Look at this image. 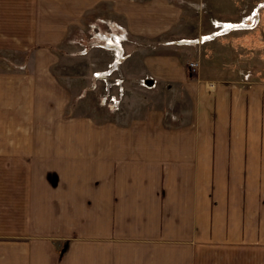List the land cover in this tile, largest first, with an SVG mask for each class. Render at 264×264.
<instances>
[{
  "label": "crops",
  "instance_id": "0c3cea01",
  "mask_svg": "<svg viewBox=\"0 0 264 264\" xmlns=\"http://www.w3.org/2000/svg\"><path fill=\"white\" fill-rule=\"evenodd\" d=\"M206 1L0 0V264H264V74L201 62Z\"/></svg>",
  "mask_w": 264,
  "mask_h": 264
},
{
  "label": "rangeland",
  "instance_id": "374dc122",
  "mask_svg": "<svg viewBox=\"0 0 264 264\" xmlns=\"http://www.w3.org/2000/svg\"><path fill=\"white\" fill-rule=\"evenodd\" d=\"M261 4L263 7L257 10V15L255 13L256 16L254 15L253 19L245 22L246 27L235 28L217 22L211 24L209 35L205 39H213V42L201 49L202 57L211 59V61H201L207 68H224L226 71L224 78L226 79H235L238 76H244V79H258L260 75L264 74V0H207L202 9H204L203 14H206L203 16L214 17L219 20L230 19L241 10L240 23L244 16V18H247L254 14V10ZM214 25H221L222 28L218 31L217 28H214ZM102 37L103 35L99 38L102 39ZM205 39H201L199 42ZM94 44H96L95 41ZM10 55L12 54L0 52V70H4L2 68L4 58ZM194 64L196 65V63ZM113 69L115 68H111L110 71ZM55 71L58 72V69L55 68ZM106 71L107 69L102 74L100 73V80L93 90H96L103 105L113 110L114 108L108 102V97H114L118 103L114 112L123 111L122 116L124 119L138 117L149 104L162 105L167 103L168 92L160 95L152 91L155 88L145 90L142 87L139 88L137 83L139 90L133 89L134 94H131L130 91L124 89L122 81L117 76L116 78L120 82L118 80L116 82L117 87H114V79L111 78L113 72H111V75L106 76ZM70 85L74 88V82ZM80 108L84 107L81 105ZM81 112L85 113L82 109ZM74 113L79 114V111Z\"/></svg>",
  "mask_w": 264,
  "mask_h": 264
},
{
  "label": "built area",
  "instance_id": "2783aa9c",
  "mask_svg": "<svg viewBox=\"0 0 264 264\" xmlns=\"http://www.w3.org/2000/svg\"><path fill=\"white\" fill-rule=\"evenodd\" d=\"M241 24H242V23L234 24V25H232V27H235V28H237V27H241V26H239V25H241ZM214 28H217L218 31H219V29H221L222 27H221V25H214ZM229 28H230V27H229ZM106 39H107V38H106ZM106 39H105L104 41H106ZM99 40H102V39L99 38ZM112 56H113L114 59H118V60H122V59H123L121 56L118 58L117 55L115 54V51L113 52V55H112ZM187 68L189 69V71L192 72V71L195 70L196 65H195L194 63H189V64L187 65ZM107 75H109V71H108V70L106 71V76H107ZM93 77H94V78H97L98 75L94 74ZM98 78H100V77H98ZM113 81H114L113 86H114V87H117L118 84H116V82H117L118 80H113ZM138 85H139L140 87L144 88V89H152V88L155 87L154 82L147 81V79L140 80V81L138 82ZM118 90H119V89H118ZM108 102L110 103V106H111L112 108H114V109H115L116 105L118 104V103H117V100H116L114 97H112V96H109V97H108Z\"/></svg>",
  "mask_w": 264,
  "mask_h": 264
},
{
  "label": "bare ground",
  "instance_id": "6f19581e",
  "mask_svg": "<svg viewBox=\"0 0 264 264\" xmlns=\"http://www.w3.org/2000/svg\"><path fill=\"white\" fill-rule=\"evenodd\" d=\"M248 20H250V19H248ZM225 24V23H224ZM227 26H230V27H232V25L231 24H227ZM239 26H241V27H244L245 26V22H242V24L241 25H239ZM246 27V26H245ZM113 66H114V64H113ZM113 66H110V68H108L109 70V75H110V73H111V68H113ZM113 71V70H112Z\"/></svg>",
  "mask_w": 264,
  "mask_h": 264
},
{
  "label": "trees",
  "instance_id": "16d2710c",
  "mask_svg": "<svg viewBox=\"0 0 264 264\" xmlns=\"http://www.w3.org/2000/svg\"><path fill=\"white\" fill-rule=\"evenodd\" d=\"M187 76L190 78V77H192V73L191 72H187Z\"/></svg>",
  "mask_w": 264,
  "mask_h": 264
}]
</instances>
